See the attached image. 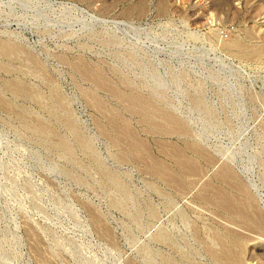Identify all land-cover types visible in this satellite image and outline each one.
Wrapping results in <instances>:
<instances>
[{
    "label": "rangeland",
    "instance_id": "obj_1",
    "mask_svg": "<svg viewBox=\"0 0 264 264\" xmlns=\"http://www.w3.org/2000/svg\"><path fill=\"white\" fill-rule=\"evenodd\" d=\"M0 264H264V0H0Z\"/></svg>",
    "mask_w": 264,
    "mask_h": 264
},
{
    "label": "bare ground",
    "instance_id": "obj_2",
    "mask_svg": "<svg viewBox=\"0 0 264 264\" xmlns=\"http://www.w3.org/2000/svg\"><path fill=\"white\" fill-rule=\"evenodd\" d=\"M234 8H235V7H234ZM236 11H237V10H236ZM233 42H234V41H233ZM233 42H232V44H233ZM241 43H242V42H241ZM234 45H235V43H234ZM231 46H232V45H231ZM236 46H237V45H236ZM244 46H245V45H244ZM251 47H252V46H251ZM251 47H250V48H251ZM244 49H245V48H244ZM240 50H241V49H240ZM252 53L254 54V51H253V52H250V54H252ZM262 54H263V52H262ZM255 55H256V54H255ZM246 56H247V55H246ZM247 58H248V57H247ZM260 224H261V223H260Z\"/></svg>",
    "mask_w": 264,
    "mask_h": 264
}]
</instances>
